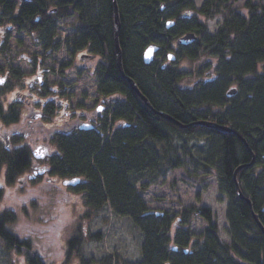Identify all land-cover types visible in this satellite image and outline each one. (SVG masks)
Here are the masks:
<instances>
[{"label":"trees","instance_id":"obj_1","mask_svg":"<svg viewBox=\"0 0 264 264\" xmlns=\"http://www.w3.org/2000/svg\"><path fill=\"white\" fill-rule=\"evenodd\" d=\"M190 1L118 0L125 72L138 85H156L138 87L157 110L169 113L184 127L152 111L122 76L114 47L113 0H33L31 7L24 6V18L31 20L25 29L39 31L41 36H50L55 30L53 26L46 29L36 21L39 14L48 15L47 9L57 6V16H74L76 24L78 19L82 31L79 40L76 35L74 47L91 43L97 53H104L109 61L105 89L120 88L129 95L128 104L117 115L130 122V128L107 138L104 145L99 136L85 135L82 140L64 146L65 161H60L59 167L63 172V168H67L70 173L86 176L88 182L83 188L88 190L86 205L89 210H99L109 204L115 212L130 216L138 223L145 236L143 257L132 263L119 260L118 264H264V233L253 215L257 214L264 226V2L248 0L241 7L231 8L230 3L239 0H207L200 15L209 18L214 13L224 14L221 28L211 35L206 22L199 16L193 22L187 13L180 12L192 6ZM0 3L11 4L7 0H0ZM176 16H180L176 36L192 31L202 41L201 47L195 44L187 48L185 54L194 61L209 52L213 61L221 58L217 68L219 76L215 74L211 79L210 72L203 67L193 68L192 76H187L186 70L185 74L177 69L164 71L145 63L143 53L149 44H167L169 36H175L165 29V18ZM178 78L195 80L193 85L203 88L198 87V93H179L175 88ZM232 85L237 86V94L229 97L227 88ZM205 104L217 108V112L208 110L206 114L197 109ZM210 119L231 127L237 135L200 124ZM174 131L187 138L206 136L210 141L209 135L213 138L212 146L200 150L205 157L197 159L196 164L200 162V168L204 166L208 173H216L219 188L228 198L229 242L223 240L209 208L188 207L185 213L175 214L179 220L177 224L174 217L156 215L148 209L137 189L141 173H156L160 165L170 168L185 165L180 156L171 153ZM248 147L255 153L256 161L253 166H244L238 171L237 181L243 196L251 200L252 208L238 195L234 178L237 167L253 160ZM188 148L183 144L184 150ZM175 149L179 151L178 146ZM6 160L0 151V178L11 183L27 167L20 161L10 162L5 175L1 164ZM154 173L151 176L154 177ZM64 174L69 175L68 172ZM147 185L143 183L139 188L145 189ZM30 206L34 212L39 208L38 205ZM196 217L209 223L199 235L186 227L190 219ZM21 220L12 212L0 215V239L13 251L25 255L28 264H51L43 251L44 238L37 236L33 229L25 235L15 229ZM25 220L32 221L31 218ZM80 240L81 235L73 237L67 242L68 249L78 248ZM174 246L178 249L174 250ZM185 248L189 249L187 253L183 251ZM103 264L110 263L104 260Z\"/></svg>","mask_w":264,"mask_h":264},{"label":"rangeland","instance_id":"obj_2","mask_svg":"<svg viewBox=\"0 0 264 264\" xmlns=\"http://www.w3.org/2000/svg\"><path fill=\"white\" fill-rule=\"evenodd\" d=\"M206 1L207 0H191L190 3L193 4L195 10H199ZM246 1L248 0L231 2L230 7H241ZM254 1L264 2V0ZM197 12L198 11H195V13ZM205 17L206 16L203 15L207 24V32L211 35L217 34L223 24L224 14L214 13L212 16H209V18L208 16ZM53 27L54 29L57 27V29H55L58 34L57 40H61L62 45L53 46L54 44L50 42V51L48 47L46 48L45 45H43L44 43H48V39H40L39 32H20L16 31L15 28L10 30L9 23H0V31L5 29L7 32L9 31L11 33L10 35H12L10 41L14 46L13 50L17 52L28 50L33 54L34 62L37 57L38 60H40L39 58L45 57L46 62L43 66L49 65L53 68L55 67L54 69L56 70L65 69L66 71H71L70 74L63 79L74 82L77 86L75 89V95L71 97L72 102L83 103L84 108H86V106H90L94 103L93 99L96 94V90H93L95 89V86H93L94 81L88 76L79 77L81 76L79 70L83 67L79 57H77V60L75 61L77 69H66V66H69V62L73 63V61L70 60L74 58L68 53V48L66 47L67 40L71 39L78 29L82 28L77 26L74 16L58 18L57 25L54 24ZM201 42L202 41H198L197 43L199 44H196L201 47ZM171 44L177 46V50H173V52L178 51V49L181 50V47L184 46L177 40L171 42ZM183 49L186 51L187 48L183 47ZM212 59L213 56L210 52L209 54H201L196 61L192 60L183 52L174 60H170L168 57L164 60H166L169 68L172 70L177 69L178 72L182 73H184V69L189 70L186 72L187 76H192L193 68L201 69L203 67L204 70L210 72V77L212 79L215 74L219 76L217 68L221 58L215 61ZM27 63L29 64V62ZM28 64L23 63L22 65L19 64V66L27 70ZM125 74L127 75L126 72ZM49 77L51 82L55 80L53 72H50ZM194 82L196 81L194 80ZM194 82L189 79L181 81L180 78H178V81L176 82L177 86H175V88L179 93L184 91L198 93V87L202 89L203 86H197L196 88L193 85ZM8 87L9 86H0V93H3V99L5 101H7L10 96H13L11 93L12 91H6ZM231 87H233V85L229 86L227 91H229ZM154 95L155 93H153V96ZM75 106V103H71L70 109L76 108ZM197 109L204 111L206 114L209 112L208 110H213L214 112H217L218 110L208 104L201 107L198 106ZM214 114L216 115V113ZM205 122H213V120L210 119V121H204V124ZM173 136L174 141L171 153L180 156L182 160H184L183 162L185 165L178 168H170L171 166L165 167L164 165H160L158 166L156 173H141L142 179L137 183V189L144 198L147 208L153 213L159 211L161 215H166V217L172 216L175 220H178L175 217V214L185 213V210L188 207L195 205L200 208L207 207L213 214V221L216 223L223 240L229 242L230 235L228 229L230 222L227 218L228 198L219 188V181L216 173L213 171V174L208 173L203 169L204 166H201L200 168L201 163L198 161V166L196 164L197 159L200 160L205 157V155L200 154V150L207 148V145L212 146L214 143L212 141V136L209 135L211 141L206 136L187 138L185 135H181L176 131H174ZM206 138H208L209 141H207ZM183 144L188 145L190 148L184 150ZM176 146H178L179 151L178 149H175ZM35 148L36 147L33 146V150ZM205 151L206 150H204V152ZM197 167H199L198 170H196ZM2 172L5 173V167H3ZM235 172L236 169L234 174ZM30 173L34 174V171L31 170L28 172L26 171L25 173H19L13 182L8 183L7 186L5 179L3 177L0 178V191L2 192L0 196V215L5 212L16 214L23 220H21L19 226H15V229L18 230L21 235H25L26 233H29L30 229H33V231L37 233V236L44 238L43 251L51 264H103L104 260L110 264H118L119 260L132 263L138 262L142 259V248L145 236L141 228L138 226V223H136L130 216L121 215L115 212L113 207L109 204L99 210H89L83 192L73 191L69 186H65V192L62 188L55 187L53 193H51V185L46 184L43 181V177V179H41V177H38L37 179L41 181V183H44L45 186L43 184V187L37 186V188H34L37 190V195L33 197L34 199H32V203L23 201L24 196L23 190H21L20 181L28 177ZM153 173L156 174L154 177L151 176ZM1 174L4 176L3 173ZM58 180L60 181V179ZM144 182L148 184L147 187L145 189L142 187L139 188L141 183L143 184ZM32 183L33 182H31V184ZM48 183L52 182L48 181ZM17 186L20 189L18 190L19 192H16ZM30 204L32 206L38 205L37 207L39 208H36L34 212L30 209ZM38 209L39 212L37 214L36 211ZM27 218H31L32 221L25 220ZM176 223L178 224L179 220L176 221ZM208 224L207 220L201 217H196L195 219H190V223L186 225V227L190 228L196 235H199L204 229H206ZM80 235L81 240L79 241L78 248L68 249L67 242L73 237L77 238ZM1 239L0 264H28L25 260V255L21 256V253L13 251L9 248L7 242ZM183 251L187 253L186 250Z\"/></svg>","mask_w":264,"mask_h":264},{"label":"flooded vegetation","instance_id":"obj_3","mask_svg":"<svg viewBox=\"0 0 264 264\" xmlns=\"http://www.w3.org/2000/svg\"><path fill=\"white\" fill-rule=\"evenodd\" d=\"M7 1L11 4L7 3L4 5L0 3V23H9L10 30L15 28L16 31L33 33L35 30H32V28L27 27L25 29V26H28L27 24H30L29 22L31 20L29 18H24L22 13L24 6L26 5L29 7L33 0ZM203 6L199 10H195L192 4L190 8H186L180 12H187V14L193 18V22L195 17L198 16L201 20L205 21L203 14H199ZM47 10L48 15L44 17V15L39 14L36 18L37 22L40 21V23L43 24L42 26L47 27L46 29H48V26L57 25L58 18H61L59 15L57 16V6ZM195 11H198V14L195 13ZM179 19L180 16L173 17L175 23L171 26L166 24L165 29L175 36L173 38L169 36L167 44L159 43L161 48L156 53L154 60L150 63L145 62L146 64L157 66L160 69L163 68L164 71L170 69L168 63L164 59L166 57L170 58L173 50H177V46L171 44V42L175 40L179 42L181 35L178 34V36H176L175 34L179 28L177 24ZM77 26H79V28L81 26V22L78 21V19ZM81 31L82 29H78L74 36L67 40L66 47L68 48V53L74 58L70 60L73 61V63L69 62V66H66V69H77L75 61L77 57H79L83 67L79 70L81 76H78H88L94 81L93 86H95V89L93 90H96V94L94 95L95 98L93 99L94 103L90 106H86V108H84L83 103L72 102L71 97L75 95L77 86L74 82L63 79L65 76H68L71 71H66L65 69L56 70L54 69L55 67L53 68L49 65L43 66L46 62L45 57L39 58L40 60H38L37 57L34 62L33 54L28 50H21L20 52L13 50L14 46L10 41L12 35H10L11 33L9 31L7 32L5 29L0 31V86H9L6 91H12L11 93L13 94V96H10V98L5 101L3 99V93H0V151L7 158L1 165L5 167L6 170L10 162L20 161L27 167L24 168L22 172L34 171V174L30 173L28 177L20 181L24 196L23 201L28 203H32L33 197L37 195V190L34 188H37V186L43 187L44 183H41V181L37 179L38 177H41V179L44 178L43 181L51 185V193H53L55 187L62 188L65 192V186H69L73 191L83 192L86 201L88 190L83 188L85 183L88 182L86 176L84 174L79 175L77 172L70 173L67 168H63L64 172L69 173V175H65L59 167V162L65 161L63 147L82 140L85 135L99 136L104 145L107 138L115 137L120 132L128 130L131 126L130 122H127L125 118H121L117 115L121 108L123 106L126 107L129 102V95H127V92L123 89L120 90V88L111 89L109 91L105 89V84L108 79L106 70L109 66L107 56H105L104 53H97L92 48V45H90L91 43L87 44V46L77 47V49L74 47V39L76 35L77 40L81 38L79 35ZM194 33L196 34V32ZM57 35V31L54 30V34L50 36H41V34L39 36L40 39H48V43H44L43 45H45L46 48L48 47L51 51L49 47L50 42L54 44L53 46L62 45V41L59 39L57 40ZM196 35V40H194L193 43L183 47H193L200 38L198 34ZM155 43L156 42H153L151 44ZM183 47H181V50L178 49V51H175L176 53L174 52L176 58L183 52L185 53ZM27 62H29V64ZM23 63L28 64L27 70L19 66V64L22 65ZM188 71L189 70H186V72ZM50 72H53V77L55 79L53 82L50 81ZM138 86L156 85L144 83ZM139 98L152 111L160 114L159 112L161 111L157 110V108L151 104L150 100V105H148L140 96ZM70 102L75 103L76 108L70 109ZM164 113L170 115L165 111ZM33 146L36 147L34 150ZM25 153L28 154L26 158L24 156ZM77 177L80 178L78 183H65V181ZM58 179H60V181ZM48 181H51L53 184L48 183ZM31 182L33 183L31 184ZM7 184L6 182V186ZM18 190L20 189L17 186L16 192H19Z\"/></svg>","mask_w":264,"mask_h":264},{"label":"water","instance_id":"obj_4","mask_svg":"<svg viewBox=\"0 0 264 264\" xmlns=\"http://www.w3.org/2000/svg\"><path fill=\"white\" fill-rule=\"evenodd\" d=\"M113 11H114V19H115V48H116V57H117V65L122 73V76L129 82L130 84V87L143 99L145 100V102L150 105V102L148 100V98L142 93V91L140 90V88L138 87L137 83L135 82V80L133 78H131L130 76H127L124 72V68H123V58H122V48H121V45H120V38H119V34H120V30H121V20H120V10H119V4H118V0H113ZM196 34L193 33V32H190V33H187L185 34L184 36H182L180 38V43L181 44H189L191 42H193L194 40H196ZM158 50V45H155V44H152L150 46L147 47V49L145 50L144 52V60L146 61V63H150L153 59H154V56H155V52ZM237 93V90L235 88L231 89L229 92H228V96L229 97H232L234 95H236ZM163 117H165L166 119H168L169 121H172V122H176L180 127H184V125L182 123H180V121H177L176 119H174L173 117H171L170 115L164 113V112H159ZM202 124H204V122H200ZM205 125L210 127V128H213V129H216L218 131H221V132H228V133H233V134H236L237 133L235 132L234 129H232L231 127H228V126H224V125H220L218 123H214V122H205ZM243 142L246 144V141L245 139H243L242 137H240ZM248 146V145H247ZM249 151L251 152V155L253 157V160L250 162V163H247V164H244V165H241L239 166L237 169H236V172L234 174V178H235V182H236V185L239 189V196L242 198V199H245L247 201V203L253 207L252 205V202L250 199L246 198L243 196L241 190H240V186H239V182L237 181V173L238 171L244 167V166H251L254 164L255 162V153L253 152V150L251 148H249ZM80 180V178H74V179H71V180H68V181H65V183H73V184H76L78 183ZM254 215V218L257 220L258 222V225L261 229V231L264 233V226L261 224L260 220H259V217L257 214H253Z\"/></svg>","mask_w":264,"mask_h":264},{"label":"bare ground","instance_id":"obj_5","mask_svg":"<svg viewBox=\"0 0 264 264\" xmlns=\"http://www.w3.org/2000/svg\"><path fill=\"white\" fill-rule=\"evenodd\" d=\"M251 207V206H250ZM252 208V207H251ZM262 224V223H261ZM263 225V224H262Z\"/></svg>","mask_w":264,"mask_h":264}]
</instances>
